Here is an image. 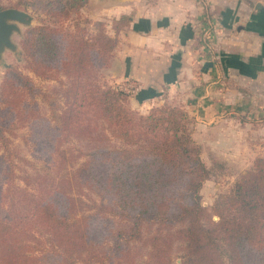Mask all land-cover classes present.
Instances as JSON below:
<instances>
[{"label": "trees", "instance_id": "obj_1", "mask_svg": "<svg viewBox=\"0 0 264 264\" xmlns=\"http://www.w3.org/2000/svg\"><path fill=\"white\" fill-rule=\"evenodd\" d=\"M87 4L35 0L40 24L25 31L21 45L34 75L67 79L63 129L116 142L97 145L77 169L103 202L90 207L56 187L32 194L17 186L15 164L0 155V264H115L126 258L130 243L142 240L147 225L156 229L145 264H171L176 238L185 244L181 264H264V157L212 209L204 207L201 190L211 172L192 138L188 113L166 103L142 115L130 108L128 93L101 81L132 18L115 20L114 35L98 22L93 35L81 26ZM39 94L29 76L8 67L0 93V148L7 149L11 119L31 124L30 102ZM106 214L130 226L101 249L106 232L99 216ZM178 225L184 228L175 230Z\"/></svg>", "mask_w": 264, "mask_h": 264}, {"label": "rangeland", "instance_id": "obj_2", "mask_svg": "<svg viewBox=\"0 0 264 264\" xmlns=\"http://www.w3.org/2000/svg\"><path fill=\"white\" fill-rule=\"evenodd\" d=\"M0 2L6 9L16 8L24 2L20 10L27 11L34 17L35 27L40 24L37 15L32 11L35 0L34 2L33 0H0ZM84 8L80 12L81 26L86 25L89 32L95 35L97 33L96 23L104 21L90 18V15H86L87 12H83ZM85 20L89 23H84ZM104 23L109 32V27L113 29L115 26L114 21L111 24L106 21ZM26 30L23 28L22 36L14 35L13 37L18 45L19 53L15 55L6 51L4 60L0 63V93L6 71L12 66L19 68L29 76L40 94L36 96L33 103L30 102L31 106L29 105V111L35 117L31 124L21 120L20 117L11 119V127L8 130L12 132L5 134L6 139L9 140L7 149L1 147L0 155H5L15 164V182L20 188L29 190L32 194H38L45 189L56 187L73 195V198L86 202L90 207H97L94 205H101L103 199L95 190L83 184L78 177L77 169L87 160V155L97 145L113 146L116 142L103 141L101 143L96 139L69 134L63 129L62 114L66 103L64 91L67 88V79L63 75H59L58 79H45L34 75L27 69L21 45ZM106 70L101 72V81H106L110 86L125 91L124 84L106 77ZM223 86L222 84V88ZM245 88L251 91V87ZM132 91H125L130 96L129 106L133 111H138L142 115H148L152 109L166 103L177 106L188 113L192 121V138L201 147V157L211 172L201 190L202 205L207 209H212L220 195L230 192L242 174L253 169L257 158L264 157V114L256 113L257 101L254 95H251L244 105H241L240 99L235 98V95L231 101L221 99L219 104H221L220 111L222 112H219L218 116H222V119L208 124V118L200 113L193 100L184 96L180 91H165L159 100L141 106L133 102ZM94 212L95 210H91V213ZM99 217V224L106 232L102 234L105 235L103 239L105 242L104 247H101L105 249L113 245L118 232L127 230L130 224L110 214ZM214 219L218 220V217ZM183 228L184 226L178 225L174 229L180 231ZM155 229L154 225L145 226L142 240L130 243L126 258L123 261H116L115 264H145L152 251L151 237ZM176 239L170 254L171 264H181V256L184 253L185 244L181 238Z\"/></svg>", "mask_w": 264, "mask_h": 264}, {"label": "crops", "instance_id": "obj_3", "mask_svg": "<svg viewBox=\"0 0 264 264\" xmlns=\"http://www.w3.org/2000/svg\"><path fill=\"white\" fill-rule=\"evenodd\" d=\"M83 12L109 24L132 18L105 75L136 104L177 90L211 124L221 99L244 105L254 95L264 114V0H88Z\"/></svg>", "mask_w": 264, "mask_h": 264}, {"label": "water", "instance_id": "obj_4", "mask_svg": "<svg viewBox=\"0 0 264 264\" xmlns=\"http://www.w3.org/2000/svg\"><path fill=\"white\" fill-rule=\"evenodd\" d=\"M34 17L27 11L9 8L0 11V63L4 60L6 51L17 55L18 45L14 42V35L22 36L23 28H34Z\"/></svg>", "mask_w": 264, "mask_h": 264}]
</instances>
